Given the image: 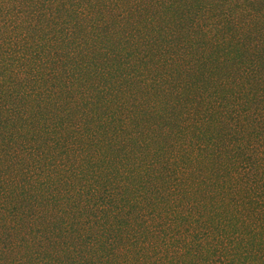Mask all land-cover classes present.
<instances>
[{
    "label": "trees",
    "instance_id": "16d2710c",
    "mask_svg": "<svg viewBox=\"0 0 264 264\" xmlns=\"http://www.w3.org/2000/svg\"><path fill=\"white\" fill-rule=\"evenodd\" d=\"M0 264H264V0H0Z\"/></svg>",
    "mask_w": 264,
    "mask_h": 264
}]
</instances>
